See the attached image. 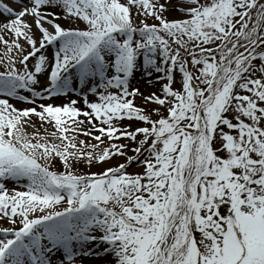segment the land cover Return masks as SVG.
Segmentation results:
<instances>
[{"label":"snow or ice","instance_id":"1","mask_svg":"<svg viewBox=\"0 0 264 264\" xmlns=\"http://www.w3.org/2000/svg\"><path fill=\"white\" fill-rule=\"evenodd\" d=\"M0 53V264H264V0H0Z\"/></svg>","mask_w":264,"mask_h":264},{"label":"rangeland","instance_id":"2","mask_svg":"<svg viewBox=\"0 0 264 264\" xmlns=\"http://www.w3.org/2000/svg\"><path fill=\"white\" fill-rule=\"evenodd\" d=\"M174 14L180 15L179 13H174ZM174 16H176V15H174ZM172 17H173V16L169 14V18H172ZM61 22H62V23H65V24L67 23V22H65V21H61ZM149 22H153V21L150 20ZM53 46H54V48H53V49H52V48L49 49L48 52H54V51H55V47H56V46H55V45H53ZM0 54H2V53H0ZM50 59H51V57H50ZM258 74H259V73H258ZM145 79H146V78L143 77L142 74H141L140 72H137V73L135 74V78L132 79V81H131L132 86H139V87L141 88V90L144 91L145 93H147V92L150 91V90H154V91H157V93L159 94V85H156L155 87H153L152 85H146V84L144 83V80H145ZM177 79H179V77H177ZM41 80H42V83H43V84L46 83L43 77L41 78ZM76 87H77V89H79V88L81 87V86L79 85L78 82L76 83ZM25 94H27V93H25ZM68 95H70L73 99H77V100L79 101V100H81V96H82L83 94L80 93L79 91H75V92H70ZM88 97H89L90 100H95V99H96V97L93 96L91 93H88ZM81 101H82V100H81ZM12 102H13V103H16V101H14V100H13ZM46 102H52V101H46ZM135 102L139 105V104H142V103H143V100H142V98L137 97ZM17 106H20V105L17 104ZM78 106L83 107V102H82V104L79 103ZM149 107H159V105H150ZM161 112H162L163 114H166V112H164V109H163V108H161ZM33 119L35 120L36 118L33 117ZM135 123L139 124V122H135ZM81 138L88 139L91 143H95V141L92 140V139L89 138V137H81ZM50 139H51V138H50ZM120 142H128V141H123V140H122V141H120ZM128 143H130V142H128ZM131 154H132V153L129 152V155H131ZM123 160H124L123 157L114 156V157L112 158V160L110 161V163H111L112 165H115V164H117V163L123 162ZM56 167H57V169H59V170H63V169H62V166L59 164V162H57ZM103 167H104V165L93 164V165L91 166V171H100V170L103 169ZM87 170H88V166H87V165H84V166H82L81 168H78V169H77V171H87ZM140 170H141V168L137 166V163H133L132 166L129 168V171H130V172H135V171H140ZM6 184H7V186H8L10 189H11V188H14V187H18V184H17L16 182H14V181H6ZM21 190H22V189H21ZM0 226H4L2 221H0ZM103 261H104V257H94V258L91 257V258H88V264H103Z\"/></svg>","mask_w":264,"mask_h":264},{"label":"bare ground","instance_id":"3","mask_svg":"<svg viewBox=\"0 0 264 264\" xmlns=\"http://www.w3.org/2000/svg\"><path fill=\"white\" fill-rule=\"evenodd\" d=\"M170 15H172V16L176 15V16H178L177 14H174V13H170ZM47 51H48V50H47ZM92 258H94V257H92Z\"/></svg>","mask_w":264,"mask_h":264}]
</instances>
